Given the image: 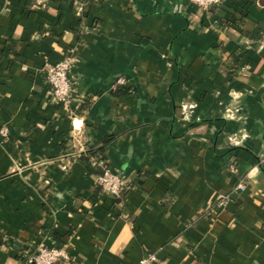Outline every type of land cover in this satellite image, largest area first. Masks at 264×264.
Instances as JSON below:
<instances>
[{
    "label": "crops",
    "instance_id": "obj_1",
    "mask_svg": "<svg viewBox=\"0 0 264 264\" xmlns=\"http://www.w3.org/2000/svg\"><path fill=\"white\" fill-rule=\"evenodd\" d=\"M0 130V264H264V0H0Z\"/></svg>",
    "mask_w": 264,
    "mask_h": 264
},
{
    "label": "built area",
    "instance_id": "obj_2",
    "mask_svg": "<svg viewBox=\"0 0 264 264\" xmlns=\"http://www.w3.org/2000/svg\"><path fill=\"white\" fill-rule=\"evenodd\" d=\"M190 4L196 6L202 11H208L211 8L219 7L226 0H187ZM46 0H33L34 9H39L44 6ZM71 58L65 55L60 61L53 65H46L42 69L43 80L48 87L50 100L55 105L66 106L69 104L71 95V82L68 78V70L70 67ZM122 80H117V84H121ZM188 107L187 109H189ZM5 130H0V136L5 137ZM91 164L96 169V185L99 191L113 199L119 201L123 189L126 187L124 180L117 174L111 173L103 160L90 159ZM227 171L237 177V169L232 161L227 165ZM235 191H243L244 186L240 180L234 187ZM227 197H221L219 204H224ZM58 260H67V255L60 248L46 247L42 244H37L32 253L23 259L22 264H54ZM138 264H157L155 255L148 254L142 257Z\"/></svg>",
    "mask_w": 264,
    "mask_h": 264
},
{
    "label": "trees",
    "instance_id": "obj_3",
    "mask_svg": "<svg viewBox=\"0 0 264 264\" xmlns=\"http://www.w3.org/2000/svg\"><path fill=\"white\" fill-rule=\"evenodd\" d=\"M87 155L94 160H103L104 158L100 151L93 152V153H87Z\"/></svg>",
    "mask_w": 264,
    "mask_h": 264
}]
</instances>
